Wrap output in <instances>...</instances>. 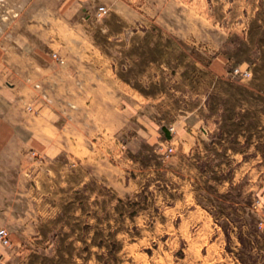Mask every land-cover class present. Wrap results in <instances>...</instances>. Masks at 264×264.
Wrapping results in <instances>:
<instances>
[{
  "label": "crops",
  "instance_id": "0c3cea01",
  "mask_svg": "<svg viewBox=\"0 0 264 264\" xmlns=\"http://www.w3.org/2000/svg\"><path fill=\"white\" fill-rule=\"evenodd\" d=\"M31 2L44 6L18 35L23 43L28 33L35 34L38 44L28 51L15 45L21 54L13 60L15 76L8 87L4 72L10 67L0 51V227L8 229L11 242H0V264H12L25 251L31 262L50 238L43 227L56 206L48 200L54 191L46 186L57 178L70 188L77 173L78 186L105 183L117 196L126 186L129 160L143 147L172 142L173 163L180 156L192 175L194 153L205 140L216 143L198 118L205 93L201 105L192 108L167 103L165 88L150 90L151 84L174 80L167 69L182 67L172 51L187 53L197 66L199 52L217 50L211 27L198 26V0ZM99 5L108 11L96 17ZM218 28L222 38L224 27ZM224 59L215 54L209 70L222 68ZM171 90L180 100L192 98ZM23 150L29 154L23 156ZM252 161L240 176L249 170V190L255 194Z\"/></svg>",
  "mask_w": 264,
  "mask_h": 264
},
{
  "label": "rangeland",
  "instance_id": "374dc122",
  "mask_svg": "<svg viewBox=\"0 0 264 264\" xmlns=\"http://www.w3.org/2000/svg\"><path fill=\"white\" fill-rule=\"evenodd\" d=\"M42 6L0 0V51L10 67L4 72L6 87L14 81L12 63L21 54L15 45L28 51L38 44L35 34L21 43L18 33ZM198 12V26L211 27L217 50L199 52L197 66L187 53L172 51L182 67L167 69V75L176 77L150 85L151 92L166 89L167 103L192 108L206 94L198 118L216 143L205 140L194 153L197 171L191 175L190 163L180 156L173 163L176 149L169 142L132 155L126 186L117 196L105 183L78 186L77 173L70 188L57 178L46 186L52 187L54 197L48 200L56 206L43 227L50 238L31 262L25 261V251L12 264H264V0H198ZM215 54L225 61L213 73L208 63ZM235 67L249 75L233 74ZM171 89L192 98L180 100ZM254 158L255 194L249 190V170L240 176ZM10 244L9 237L3 245Z\"/></svg>",
  "mask_w": 264,
  "mask_h": 264
},
{
  "label": "built area",
  "instance_id": "2783aa9c",
  "mask_svg": "<svg viewBox=\"0 0 264 264\" xmlns=\"http://www.w3.org/2000/svg\"><path fill=\"white\" fill-rule=\"evenodd\" d=\"M107 11L108 9L104 5L98 6L97 11H96V17L103 16ZM233 74L243 77V76L249 75V71L241 70L239 67H235L233 69ZM171 150H172V147H169L168 151L170 152ZM0 242L3 244L9 243V231L3 227L0 228Z\"/></svg>",
  "mask_w": 264,
  "mask_h": 264
}]
</instances>
